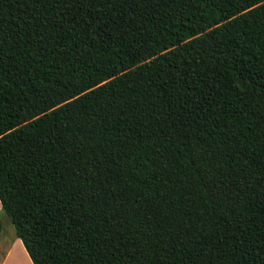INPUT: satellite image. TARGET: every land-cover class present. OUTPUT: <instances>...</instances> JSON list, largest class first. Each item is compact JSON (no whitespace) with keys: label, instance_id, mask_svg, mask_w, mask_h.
<instances>
[{"label":"trees","instance_id":"obj_1","mask_svg":"<svg viewBox=\"0 0 264 264\" xmlns=\"http://www.w3.org/2000/svg\"><path fill=\"white\" fill-rule=\"evenodd\" d=\"M0 208L32 264H264V0H0Z\"/></svg>","mask_w":264,"mask_h":264},{"label":"crops","instance_id":"obj_2","mask_svg":"<svg viewBox=\"0 0 264 264\" xmlns=\"http://www.w3.org/2000/svg\"><path fill=\"white\" fill-rule=\"evenodd\" d=\"M4 216L0 208V264H32L27 250L11 230V223L1 225Z\"/></svg>","mask_w":264,"mask_h":264},{"label":"water","instance_id":"obj_3","mask_svg":"<svg viewBox=\"0 0 264 264\" xmlns=\"http://www.w3.org/2000/svg\"><path fill=\"white\" fill-rule=\"evenodd\" d=\"M10 216L8 214H5L4 218L1 220V225L5 226L10 224Z\"/></svg>","mask_w":264,"mask_h":264},{"label":"rangeland","instance_id":"obj_4","mask_svg":"<svg viewBox=\"0 0 264 264\" xmlns=\"http://www.w3.org/2000/svg\"><path fill=\"white\" fill-rule=\"evenodd\" d=\"M10 228H11V230H13V231H14V229H13V226H12V225H11V227H10Z\"/></svg>","mask_w":264,"mask_h":264}]
</instances>
